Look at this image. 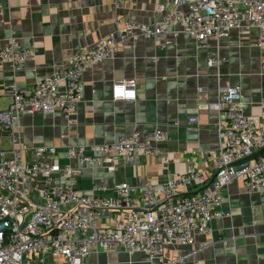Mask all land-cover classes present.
Segmentation results:
<instances>
[{"label":"crops","instance_id":"crops-1","mask_svg":"<svg viewBox=\"0 0 264 264\" xmlns=\"http://www.w3.org/2000/svg\"><path fill=\"white\" fill-rule=\"evenodd\" d=\"M170 5L171 0H0V48L13 39L17 48L31 51L17 72L0 62V110L10 103V86L26 92L76 52L118 33L117 21L158 24ZM122 81L135 83L134 101L113 100V85ZM228 87L240 90L246 116L257 118L264 112V38L259 30L243 34L234 29L204 46L171 30L163 45L152 39L129 40L86 70L74 124H65L59 113H24L15 132L28 161L78 170V192H90L98 184L106 189L101 194L112 196L113 185L123 182L139 192L145 182L160 185L194 167L201 180L189 186L190 193L211 177L209 165L225 124L213 105ZM189 118L197 124H188ZM156 130L169 134L167 141L150 142L157 154L140 153L98 167L80 166L66 157L70 146L110 144L134 131L149 138ZM39 145L56 153L38 155ZM11 147L10 134L0 133V149ZM54 181L61 187L68 183L62 175ZM30 193L38 202L39 187L31 184ZM219 212L206 234H194V243L169 246L163 262L112 250L92 251L82 264H264V191H246L235 182L222 192ZM34 259L37 264H66L48 254H35Z\"/></svg>","mask_w":264,"mask_h":264},{"label":"built area","instance_id":"built-area-1","mask_svg":"<svg viewBox=\"0 0 264 264\" xmlns=\"http://www.w3.org/2000/svg\"><path fill=\"white\" fill-rule=\"evenodd\" d=\"M116 23L118 33L76 52L26 92L10 86V103L0 110V133H9L12 140L10 149H0V264H37L35 254L82 264L92 251L112 250L163 262L169 246L192 244L195 233L209 231L211 221L220 215L222 192L228 186L240 182L246 191H264V112L257 118L246 116L237 87L223 89L213 105L225 124L209 165L211 177L197 191L188 192L192 183L201 180L194 167L160 185L145 182L139 192L126 182L114 184L113 195L105 196L101 194L105 187L98 184L87 193L76 191L78 170L71 166L27 160L15 132L20 116L59 113L65 124H74L84 72L112 56L121 44L141 38L163 45L171 30L199 46L211 38L224 39L234 29L247 34L255 28L264 38V0H171L158 24ZM30 57L31 51L17 48L13 39L0 48V62L14 72ZM213 63L210 60L208 65ZM111 93L113 100L134 101L135 83L116 82ZM261 107L264 110V104ZM187 122L197 124V119ZM168 139L162 130L149 138L134 131L110 144L70 146L66 157L80 166L98 167L129 161L140 153L157 154L150 142ZM35 151L41 156L56 153L43 145ZM58 175L67 178V185L55 183ZM31 184L39 187L38 202L32 200Z\"/></svg>","mask_w":264,"mask_h":264}]
</instances>
